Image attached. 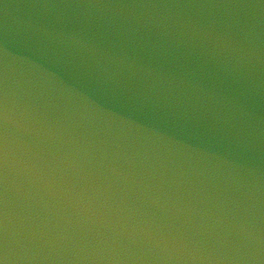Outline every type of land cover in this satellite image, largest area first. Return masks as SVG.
Masks as SVG:
<instances>
[{
  "label": "water",
  "instance_id": "1",
  "mask_svg": "<svg viewBox=\"0 0 264 264\" xmlns=\"http://www.w3.org/2000/svg\"><path fill=\"white\" fill-rule=\"evenodd\" d=\"M5 211L10 223L114 249L72 264H222L245 230L264 235V167L0 37Z\"/></svg>",
  "mask_w": 264,
  "mask_h": 264
},
{
  "label": "clouds",
  "instance_id": "2",
  "mask_svg": "<svg viewBox=\"0 0 264 264\" xmlns=\"http://www.w3.org/2000/svg\"><path fill=\"white\" fill-rule=\"evenodd\" d=\"M0 251L5 257L11 255L13 264H72L114 254L111 246H92L79 239L10 223L6 211L0 218ZM228 252L222 264H264V235L254 228L247 229L240 240L229 246Z\"/></svg>",
  "mask_w": 264,
  "mask_h": 264
}]
</instances>
